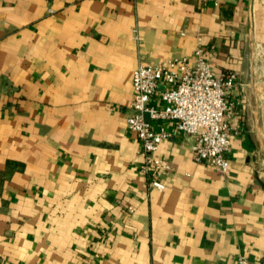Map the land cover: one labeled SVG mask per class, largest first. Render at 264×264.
<instances>
[{
    "label": "crops",
    "instance_id": "1",
    "mask_svg": "<svg viewBox=\"0 0 264 264\" xmlns=\"http://www.w3.org/2000/svg\"><path fill=\"white\" fill-rule=\"evenodd\" d=\"M197 49L237 75L229 171L157 120L154 189L127 125L133 73ZM240 258L264 264V0H0V264Z\"/></svg>",
    "mask_w": 264,
    "mask_h": 264
},
{
    "label": "built area",
    "instance_id": "2",
    "mask_svg": "<svg viewBox=\"0 0 264 264\" xmlns=\"http://www.w3.org/2000/svg\"><path fill=\"white\" fill-rule=\"evenodd\" d=\"M202 1L218 3V0ZM194 56V60L173 58L156 65L141 63L133 73V114L127 119V125L142 144V173L154 189H165L162 177L169 169L157 153L170 135L164 129L154 128L153 122L157 120H167L176 130L194 137L196 162L209 164L223 173L229 171L228 131L234 111L229 94L237 75H216L201 49ZM162 85L164 106L157 108L152 104V97ZM239 264L249 262L240 258Z\"/></svg>",
    "mask_w": 264,
    "mask_h": 264
}]
</instances>
